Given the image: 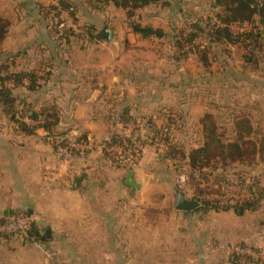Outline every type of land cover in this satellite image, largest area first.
Listing matches in <instances>:
<instances>
[{"label": "crops", "instance_id": "crops-1", "mask_svg": "<svg viewBox=\"0 0 264 264\" xmlns=\"http://www.w3.org/2000/svg\"><path fill=\"white\" fill-rule=\"evenodd\" d=\"M54 1L0 0V19L5 25L0 52L4 74L35 70L41 76L47 75L35 91L28 90V81L24 80L13 91V97L34 113L55 107L59 115L54 126L57 133L67 132L78 138L84 135L105 145L113 136L134 132L144 138L151 136L154 129L192 130L191 116H184L195 111L216 116L237 112L236 115L249 118L254 128L263 129L264 134L257 111L254 116L246 105L235 107L228 101L218 104V99L235 97L236 92L226 89L221 93L213 87L202 89V85L188 89L192 80L187 72L188 60L175 56L177 52L170 41L175 19L169 13L163 14L162 19L157 14L161 10L168 12L174 4L181 6L183 0H165L164 4L134 11L147 16L137 18L140 25L147 19L146 25L163 31L160 40L143 38L122 24L107 26L105 13L88 10L91 0H68L77 11L80 25L89 27L90 33L99 38L90 36L81 41L71 36L62 44L56 40V33L64 32L62 23L49 11ZM115 9L127 13L116 6ZM107 28L115 35L111 42L101 39ZM196 65L202 67L198 62ZM252 96L257 97L253 99L258 104L256 108L264 114V90L255 91ZM172 114L178 115L179 122L171 118ZM236 115L223 124L231 129ZM19 118L16 120L29 127L39 124ZM126 124H130L128 129ZM18 125L0 106V221L16 213L35 218L28 237L0 242V259L6 264L16 257L19 261L23 258L22 263L26 264V251L31 244L42 254L43 264H61L60 260L62 264H89V257L103 258L102 264H137L138 256L161 254L168 256L167 264H258L251 256L248 257L253 260L242 258L234 249L250 248L264 253V179L260 183L262 200L256 209L241 216L232 211L215 213L204 220L219 216L225 221H213L208 231L200 228L199 220L203 219L196 215L198 212L175 209L161 225L149 226L142 218L133 217V211L156 207L151 201L155 193L177 188L175 179L169 178L175 161H164L162 154L147 147L132 172L109 165L98 151L63 162L56 155L49 132L38 127L28 134ZM194 127L197 136L202 135V125ZM182 134L183 143H189L187 137L191 133ZM201 138L194 140L195 149L202 144ZM184 162L177 163L183 166ZM258 169L263 171L262 167ZM81 174H86V178L75 190L73 180ZM129 174L140 185L134 193L126 184ZM52 177L56 178L54 183L50 181ZM126 211L128 216H123ZM177 222V232H165ZM139 225L146 227L148 233L135 232ZM186 226L189 232L184 231ZM157 227L163 232L156 233Z\"/></svg>", "mask_w": 264, "mask_h": 264}, {"label": "trees", "instance_id": "trees-1", "mask_svg": "<svg viewBox=\"0 0 264 264\" xmlns=\"http://www.w3.org/2000/svg\"><path fill=\"white\" fill-rule=\"evenodd\" d=\"M113 1L117 8L127 10L129 15L134 14L136 9L156 4H164L165 0H105ZM212 4L213 8H218L217 11V23H221L222 26L218 24L211 25L208 23L205 27L202 24L194 23L191 25L190 29L188 27L187 31H183L184 34H180L181 37L174 42L177 51L181 52V57L186 58L187 55L200 56L201 61L206 63L208 55L214 47L218 45H243L246 49L248 55L245 57L246 61L249 63H258L259 58L264 59V31L262 26H264V0H202ZM60 5L63 10H65L69 16L72 18L73 22L78 24V19L76 16L75 7L68 0H61ZM49 11L54 14L55 18L58 20L59 24H63L60 18V13L54 6L49 7ZM259 25V26H258ZM247 27L250 26L251 30L246 31L242 34H234L232 27ZM4 23L0 19V43L4 35ZM133 30L141 35L143 38H151L152 36L162 38L164 33L161 29H154L152 27H142L140 24L136 23L133 25ZM58 36L57 41L62 44L64 41H68L71 36H74L75 30L72 28H64V35L59 31L56 33ZM202 35H206L208 38V46L199 48L196 45V40ZM91 39L99 38V36L91 35ZM261 53H263L261 55ZM253 63V64H254ZM6 71V70H5ZM47 76V75H46ZM45 76V77H46ZM44 76L37 74L35 70H27L26 72L20 73H0V106L5 108V113L9 115L13 122H16L18 127L25 131L26 133H32L38 127L49 132L52 140H60L61 142L66 141L68 136L66 133H57L54 126L58 124L59 115L55 107L44 108L39 113L31 112L27 105L18 101L13 97V91L22 86L23 81H28V90L35 91L41 88L40 80L45 79ZM7 83H12L13 85L7 88L5 85ZM23 107V108H22ZM21 108V110H20ZM26 118L33 122H39L38 126L29 127L23 123L16 120V117ZM232 117V116H231ZM124 120H129V118L124 117ZM219 116H213L212 114H206L201 119V125L203 127V133L205 136V141L201 144L199 148L193 149L191 154L186 153L183 149L179 150V146L174 142L173 138L168 133H163L160 130L154 129L148 138L137 137L134 132L128 138L129 142H142L151 143L155 141H161L168 144L169 149L167 152L162 154V159L164 161H174L175 159L184 160L187 166H191L194 172L199 173L201 179H205L206 176L212 175L214 172V167L211 164V158L214 156H220L221 159L226 162H235L238 166L248 169L249 171L255 167H262L264 169V134H262L261 129L254 128L250 122V119L244 115H236L232 118V128L229 129L224 127ZM222 130L225 132L223 133ZM227 135H224L226 134ZM227 136H230L231 140H227ZM225 137V138H224ZM80 140H86L87 138L82 135ZM225 139V141H224ZM122 138L118 136H113L105 143L106 146H112L119 144ZM106 158H109V154H104ZM228 162L226 165H230ZM177 171L185 172V166H181L178 163L175 164ZM263 171L255 177H251L247 172H238L237 177L249 176L252 180L256 190L254 193V198L249 201L233 203L232 202H221V201H201V207L194 212H229L237 211L238 214L243 215L245 212L254 210L258 207L259 202L262 200V190L260 188L261 176ZM259 176V177H258ZM190 180L192 182L196 181L190 175ZM216 184L222 188H218V194H224L226 191L235 190L236 186L232 185L228 181L222 183L220 179L216 180ZM180 192L185 196V192L180 188ZM167 214L168 211H163L159 208L151 207L145 208L142 214V220L149 226L161 225L163 222V213ZM193 212V213H194ZM14 215H19L18 213ZM4 220V219H3ZM2 220V221H3ZM13 237L6 238L4 240L8 241ZM241 257V256H240ZM244 259L250 260V257L243 256ZM253 260V259H251Z\"/></svg>", "mask_w": 264, "mask_h": 264}, {"label": "rangeland", "instance_id": "rangeland-1", "mask_svg": "<svg viewBox=\"0 0 264 264\" xmlns=\"http://www.w3.org/2000/svg\"><path fill=\"white\" fill-rule=\"evenodd\" d=\"M54 2H59V1L56 0ZM182 2L184 4H181V6H177L176 4H174V6L170 7V9L167 8L168 12H164V11L161 12L162 11L161 10L160 12L157 13L160 16V19H162V17L165 18V16H162L165 13L171 14V16H173L175 19V32H173V37H171V40H170L172 41L173 47H175L174 42H176L178 38L181 37L180 34L182 33L184 34L183 31L185 30L187 31L188 27L190 29L192 24L197 22L199 24H202V27H205L208 23H210L211 25L218 24L217 23L218 21L216 18L218 8L216 7L213 8L212 4H210L209 2L202 1V0H183ZM87 8L88 10L90 9L91 12H99L101 15H104L105 13L106 19H107L106 25L110 27L122 24L124 27L128 26L130 28H133V25L138 23V20H137L138 17L142 19L143 17L144 18L147 17V16L142 17V15H139L137 13L129 15V13L119 12L118 9L117 10L115 9V5L113 4V1L101 0L100 2H98L97 0H91L90 3H87ZM2 9H3V6L0 5V12H3ZM69 18L72 22L73 21L72 18L71 17ZM168 18H169V15H168ZM71 24H73V27H69V28H72L73 30H75L74 36L77 38V40L82 41L84 38L85 40H87L86 38L90 37V34L93 35V33H90L91 29L89 27H84V26L82 27L79 21H78V24L75 22H72ZM146 24H147V19L141 22V26L143 27H147L148 25ZM66 27L68 28L67 24H65V26L63 27V30ZM260 28H262V30L264 31V26ZM249 30H251L250 26H247V27L235 26L233 27L232 31L234 32V34H242ZM63 33L62 35H64ZM152 37L155 40H160L158 39V37H155V36H152ZM163 40L166 41L167 39L165 38ZM164 41L162 42L165 43ZM208 43L209 42H208V38L206 35H202L196 40V44H198L197 46L199 48L207 47ZM175 49L177 52L175 53L176 54L175 56L178 55L180 56V58L188 60L187 72L190 76H192V80H190L188 83V89L194 90L195 88L198 87V85L199 86L202 85L200 87L202 89L213 87L214 89L219 90V92L221 93L223 92V90H226V89L229 91L236 92L237 96L235 97L230 96L229 98L224 97L222 99H218V104L228 101L230 104L234 105L235 107L238 104L242 106L246 105L248 106L251 113H254V116L257 111L256 117L260 116L257 121L260 122L262 126H264V117H263L264 114L259 112L258 109L256 108L258 107V104L254 100H256L257 97L252 96V94L255 91L258 92L260 90L261 91L264 90V59L263 57L262 59L259 58L258 63H254V62H253L254 64L249 63L245 59V57L248 55V52L246 51V49L243 48V45L224 44V45H218L217 47H214V49L210 51L208 55V59L206 60V63H203L200 59L201 58L200 56L198 57V56L191 54V55H187V57L184 58V57H181L180 55L182 51L181 52L177 51L176 47ZM262 54L263 53H261V55ZM172 56L174 57V54ZM197 62L198 64L202 65V67L198 68V66L196 65ZM3 68L4 66L2 65V54L0 52V73L4 72ZM211 78H213L212 81H211ZM258 100H260L261 102V100L263 99L260 96ZM262 106H264V102H262ZM189 109H190L189 107L186 108L187 111ZM189 113L190 112L188 111L186 113L187 115L185 114L184 117L191 116V126L190 127H192V130H189V129L183 130V128L176 129V130L171 129V128H165V129H161L160 131L163 133H168L173 138L174 142L179 146V150L183 149L186 153L191 154L192 150L195 149L194 140H196L199 136L201 137L203 136V139L202 138L201 139L203 142L205 141L204 133L202 132V135L199 133L197 136V129L196 127H194V124H197L198 127H199V124L201 126V119L204 117L203 116L204 114L198 113L195 111L193 113L192 112L190 114ZM236 114L238 113L237 112L229 113V114L219 113L217 116L220 117L221 122L225 123L224 122L225 120L231 118V116L236 115ZM213 116H216V115L213 114ZM226 116H228V118ZM177 117H178L177 114H172L171 118H173L174 121L177 120L176 122H179V117L178 118ZM223 125L224 127H226L225 124ZM180 131H182V133H184V131L187 132L188 134L189 132L191 133L187 137V139L189 138L188 140L189 143H183L182 139L180 138L184 134H182ZM222 132L225 133L223 130ZM227 133L228 132H226V134L224 135H227ZM144 138H148V136L146 135L144 136ZM227 138H228L227 140H229L231 137L227 136ZM174 161L177 163L178 161H182V160L175 159ZM227 162L230 164V161L224 162L220 156L212 157L211 164L214 167V172L212 173V175H209V172H208L207 173L208 176H206L205 179H201V182L198 181V179H200L199 173L197 172L193 173L191 166H187L185 164L186 162H184L183 164V166H185V170H186L185 172L179 173L176 170L177 169L176 165H171L172 167H170L171 168L170 170L172 172L169 178H171L172 180L175 179L174 183L176 184L177 188H171L170 191L168 190L160 191V192L158 191L151 197V201L154 203V206H156L155 208H159L163 211H168L167 214H165V212L163 213L162 220H166L168 216L170 215L171 211L174 209L175 199H176L175 194H174L175 190L180 192V188H181L185 192V195H187L186 197H188L189 199L196 200V201H198V199H200L201 201H216V198L221 196V194L217 193V190H219L218 188L223 187V185L219 187V185L216 184L217 179L221 180L222 183L220 184H224V181L237 178L236 173L238 172L248 171L251 177H255L259 175V173L262 172V171L259 172L258 167L252 168L249 171L248 169L246 170L245 168L238 166L235 162H232V165L230 164L228 166L226 165ZM190 175L193 178H196V181L198 182H192L190 180ZM261 176H263L262 179H264V169H263V173ZM181 177L183 178L184 183L180 182ZM223 202H230V201H223ZM144 210L133 211L132 216L141 219ZM126 212H123L122 215L128 216L127 214H129V212L128 213ZM232 212H234L237 215H240L237 213V211H232ZM213 214L215 213L214 212H208V213L198 212V214H196V215H200L203 219V220H199V223H200L199 225H200V228L203 230V232H205V230L206 231L209 230L210 225L213 223V221H216V220L218 222L225 221L224 219L221 221L219 219L220 218L219 216L217 217L218 219L216 220L214 219L212 221L204 220L207 217L210 218V216H212ZM172 226L173 224L170 225V227L165 232L170 231V230L173 232L178 231V229H176L178 228V222L175 223V227L171 229ZM160 227H163V226H160ZM160 227L155 228L154 231H156V233L157 232L162 233L163 228H160ZM189 229H190L189 226H186L184 231L189 232ZM146 231H147L146 227L139 225L135 232L146 234L148 233ZM26 256H27L26 264H43L44 260H43L42 254H40V252H38V250L35 249V246L33 244L29 245V248L26 251ZM137 258H138L137 264H167L168 259H169L168 256H165L162 254L155 256V257L145 255V256H138ZM22 259L23 258H21V261H19L18 257H16L15 260L11 261L9 264H23ZM254 259L256 261H259L258 264H264L263 259H261L260 257L254 258ZM86 260H87L86 262H89V264H102L103 263L102 262L103 258H100V257H89V258H86ZM2 262L3 260L0 259V264H2ZM62 262H63L62 260L59 261V263L61 264ZM3 264H6V262L4 261ZM176 264H178V262H176Z\"/></svg>", "mask_w": 264, "mask_h": 264}, {"label": "built area", "instance_id": "built-area-1", "mask_svg": "<svg viewBox=\"0 0 264 264\" xmlns=\"http://www.w3.org/2000/svg\"><path fill=\"white\" fill-rule=\"evenodd\" d=\"M53 6L60 13V18L63 21L62 27H64L65 24H67L68 27H73V24H71L72 22L69 18V14L62 9L60 3L54 2ZM218 25L222 26L221 23H218ZM231 29L233 30V27ZM12 85V83H7L5 86L9 88ZM17 119L20 120L19 117H17ZM128 127H130V124L125 125L126 129H128ZM128 131H130V129ZM129 137L130 135L121 137V142L112 146L102 145L89 138L86 140H80L77 136L70 135L66 137V141L64 142H61L60 140H54L52 142L58 159L63 162H70L75 157L85 156L88 153L98 151L102 152L103 154L106 153L110 155L109 158H107V163L109 165L130 172L136 169L143 151L147 147H152L160 154L167 152L169 149L168 144L165 142L155 141L151 143H131L128 140ZM50 181L54 183L56 178L52 177L50 178ZM180 182L184 183L182 177L180 178ZM228 182L236 186V189L226 191L220 197H217L216 200L221 202L230 201L233 203H239L249 201L254 198L256 188L249 176H242L240 178L237 177L228 180ZM34 220L35 218L33 215L19 214L12 215L3 221H0V242H4V240L9 237H28L32 230ZM234 252L239 255L251 256L254 258L260 257L264 262L263 252L256 253L250 248L241 247H236Z\"/></svg>", "mask_w": 264, "mask_h": 264}, {"label": "water", "instance_id": "water-1", "mask_svg": "<svg viewBox=\"0 0 264 264\" xmlns=\"http://www.w3.org/2000/svg\"><path fill=\"white\" fill-rule=\"evenodd\" d=\"M115 35L112 29L107 28L101 34V39L106 42H111L114 39ZM86 174H81L80 176L74 178L73 180V189L77 190L82 185V182L85 180ZM126 184L132 189L134 193L136 190L140 189V185L134 182L133 175L129 174L126 178ZM175 205L174 209L178 212H194L195 210L201 207V204L193 199H189L184 196L179 191L175 192ZM46 236L49 237V231H46Z\"/></svg>", "mask_w": 264, "mask_h": 264}]
</instances>
